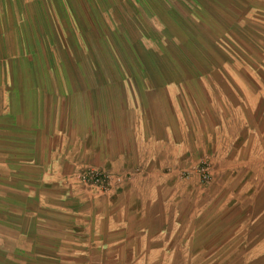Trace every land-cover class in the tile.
I'll return each instance as SVG.
<instances>
[{
  "label": "crops",
  "instance_id": "0c3cea01",
  "mask_svg": "<svg viewBox=\"0 0 264 264\" xmlns=\"http://www.w3.org/2000/svg\"><path fill=\"white\" fill-rule=\"evenodd\" d=\"M122 1L142 12L117 17L137 63L117 52L119 77L92 82L96 68L51 63L53 0H0V264H192L240 228L264 264V67L214 82L230 68L184 65L196 38L170 36L171 4ZM88 169L111 174L106 191Z\"/></svg>",
  "mask_w": 264,
  "mask_h": 264
},
{
  "label": "rangeland",
  "instance_id": "374dc122",
  "mask_svg": "<svg viewBox=\"0 0 264 264\" xmlns=\"http://www.w3.org/2000/svg\"><path fill=\"white\" fill-rule=\"evenodd\" d=\"M21 1L24 0H8L7 5L12 12H17ZM26 1L28 4L29 0ZM153 1L155 0H147L148 3ZM53 2L57 25L43 28L44 36L48 38L46 44L52 50L50 57L53 65L64 69L63 72H67L65 70L67 67L77 65L96 68L95 71H91L90 78L92 82H98L97 78H100V81H114L119 77L118 74L108 73L111 68L120 66L117 52L125 56L123 61L126 65L134 66L137 63L127 49L131 45L125 41L132 32L119 25L120 22L129 24L130 21L117 17L125 5L129 10L133 9L132 12L135 9L134 13L141 15L142 12L138 11L140 10L138 2L135 4L132 2L126 4L122 0H53ZM158 2L172 5L169 11L171 19L166 22L170 26L168 29L171 37L184 35L182 38H196V42L186 45V58L183 57L185 66L202 67L207 73H210L211 69L213 71V68H230L228 75L225 70L224 76L217 72L210 73L207 77L214 78V82H226L228 79L229 82L238 83L250 76L252 80L253 77H258L259 68L264 67V51H261L264 50V42H260L262 38L264 39V0H158ZM195 5L198 6L194 8ZM18 17L16 16L17 19ZM199 18L201 21H197L195 26L191 24L200 20ZM83 19L86 20L85 25H82ZM147 22L148 19L145 20V23ZM154 24L144 29L151 37L159 38L163 35V32L160 33L161 28L158 27L161 23ZM125 31L128 36H124ZM102 67L106 70H102L101 73L99 68ZM64 77L67 78L65 75ZM134 77L137 83L143 81L140 75ZM65 78L60 82L65 81ZM203 162H207L210 168L211 164L209 159H204L198 167L200 179L205 182L200 171ZM210 175L212 178L211 170ZM188 176L186 173V177ZM244 238L240 228L230 243H223L222 247L210 256L204 252L202 256L190 262L253 264L256 259H253L250 250L255 243L244 242Z\"/></svg>",
  "mask_w": 264,
  "mask_h": 264
},
{
  "label": "built area",
  "instance_id": "2783aa9c",
  "mask_svg": "<svg viewBox=\"0 0 264 264\" xmlns=\"http://www.w3.org/2000/svg\"><path fill=\"white\" fill-rule=\"evenodd\" d=\"M200 168L205 182L208 183L209 180H211L209 164L207 162H203ZM80 179L91 188L106 191L110 185L112 176L106 171L88 169L82 173Z\"/></svg>",
  "mask_w": 264,
  "mask_h": 264
}]
</instances>
